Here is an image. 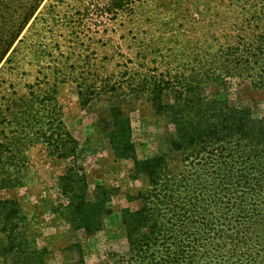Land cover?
I'll return each instance as SVG.
<instances>
[{
    "label": "rangeland",
    "instance_id": "rangeland-1",
    "mask_svg": "<svg viewBox=\"0 0 264 264\" xmlns=\"http://www.w3.org/2000/svg\"><path fill=\"white\" fill-rule=\"evenodd\" d=\"M153 85L224 100L263 126L264 0H0L1 108L54 88L59 117L79 144L76 170L89 197L100 191L110 206L92 233L69 226L57 207L58 179L71 162L30 147L22 186L0 196L19 203L17 227L46 249V264H127L133 256L120 210L144 206L136 197L151 185L134 176L132 157L114 155L113 131L127 134L128 123L137 159L163 157L159 180L194 170V153L172 149L174 125L150 106ZM238 228L256 253L264 199L247 229Z\"/></svg>",
    "mask_w": 264,
    "mask_h": 264
},
{
    "label": "trees",
    "instance_id": "trees-1",
    "mask_svg": "<svg viewBox=\"0 0 264 264\" xmlns=\"http://www.w3.org/2000/svg\"><path fill=\"white\" fill-rule=\"evenodd\" d=\"M148 90L153 111L174 125L172 149L194 153V170L180 172L178 179L164 172L159 180L163 157L137 159L128 123L127 130L123 127L127 134L114 137L112 132L114 155L132 157L134 176H146L151 185L136 197L144 206L120 210L133 251L127 264H264V245L252 254L249 232L237 231L247 229L262 208L264 124L194 90L159 85ZM54 93L53 88L42 97L22 94L9 98L5 108L0 105V191L22 186L30 147L43 149L48 158L68 160L71 165L58 179L63 201L57 208L69 226L92 233L110 206L101 201L100 191L89 197L84 174L76 170L79 144L64 128ZM168 93L173 98L165 102ZM19 211L16 200L0 196L1 263L46 264V249L32 246L18 229Z\"/></svg>",
    "mask_w": 264,
    "mask_h": 264
}]
</instances>
